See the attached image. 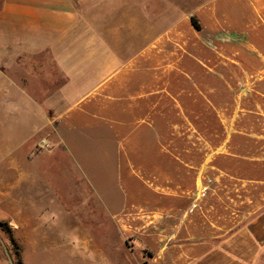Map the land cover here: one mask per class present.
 Wrapping results in <instances>:
<instances>
[{"label":"crops","instance_id":"0c3cea01","mask_svg":"<svg viewBox=\"0 0 264 264\" xmlns=\"http://www.w3.org/2000/svg\"><path fill=\"white\" fill-rule=\"evenodd\" d=\"M80 2L0 0V238L21 264H97L99 216L126 264H264V0L148 43L143 6L139 28L128 2ZM49 82L72 99L53 119Z\"/></svg>","mask_w":264,"mask_h":264},{"label":"rangeland","instance_id":"374dc122","mask_svg":"<svg viewBox=\"0 0 264 264\" xmlns=\"http://www.w3.org/2000/svg\"><path fill=\"white\" fill-rule=\"evenodd\" d=\"M115 0H96L97 2V11L100 13L101 10H103V7H105V3L108 2L111 4V2H114ZM117 1H125L129 4V12L132 13V11L139 12V28L140 25V14L141 9L143 6V13H144V30H145V38L146 43L150 41L156 35L158 32L164 33L169 30V28L177 25V27H181L182 23L185 19L191 18L194 16L195 11L202 7L203 5L209 3L212 0H117ZM91 3L92 0H81L80 2V11L89 16V13L91 11ZM112 6V5H111ZM134 9V10H133ZM105 11V10H103ZM136 13V12H135ZM191 16V17H190ZM195 18V17H193ZM88 21V19H86ZM108 21L110 25L107 27L111 28V24L113 21H116L115 18H113L111 13V8L108 9V19H97V27L99 29L104 28V22ZM119 22V19H117ZM121 21V20H120ZM123 22L125 21L122 20ZM121 21V22H122ZM129 26L136 27V18L133 20L131 17L128 19ZM100 23V24H99ZM52 67L49 68V72H52ZM87 83H79L76 84V89L79 88L81 91L85 86H87ZM62 84L56 83V82H49L46 84H32V91L34 95H38V92L43 91V94L45 92L47 98L41 99L40 101L45 105H47L48 112L50 115V119H53L56 117V111L60 110L62 107H65L68 105V103L72 100L70 97L71 90L66 91L64 95L58 94L57 90L60 89ZM40 150H49V146L45 144L43 141L39 142L37 145ZM97 223L94 224V222H90L89 225L86 226V229L88 233L92 236V238L96 239V244L98 246V255H97V264H126V259L124 257V253L119 250H114L112 256H108L106 251L108 252V248H111L113 246L117 245L116 243V237L118 235V232L116 231L115 227H102L100 225L101 222H104L102 219L97 217ZM9 228L2 224L0 222V233H2V236L7 237L9 234ZM111 234L113 238H104L106 235ZM5 245L7 246L10 255L12 257V260L14 264H21L20 260L17 258V246L16 244H11L10 238H1ZM112 240V241H111ZM3 251V250H2ZM108 257H107V256ZM129 261L127 264H143L142 261L137 262L138 259H136V255L129 254ZM4 260L7 262L5 256Z\"/></svg>","mask_w":264,"mask_h":264},{"label":"water","instance_id":"95a60500","mask_svg":"<svg viewBox=\"0 0 264 264\" xmlns=\"http://www.w3.org/2000/svg\"><path fill=\"white\" fill-rule=\"evenodd\" d=\"M0 245L2 247L3 254H4L8 264H14L12 257L10 255V252H9L7 246L5 245V243L3 242V240L1 238H0Z\"/></svg>","mask_w":264,"mask_h":264},{"label":"trees","instance_id":"16d2710c","mask_svg":"<svg viewBox=\"0 0 264 264\" xmlns=\"http://www.w3.org/2000/svg\"><path fill=\"white\" fill-rule=\"evenodd\" d=\"M190 21H191L193 27H194L196 30H199V29H200V25L198 24V22L196 21L195 18L191 17V18H190Z\"/></svg>","mask_w":264,"mask_h":264}]
</instances>
